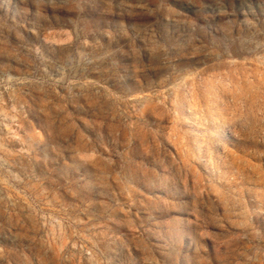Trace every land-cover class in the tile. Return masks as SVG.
<instances>
[{"label":"rangeland","instance_id":"1","mask_svg":"<svg viewBox=\"0 0 264 264\" xmlns=\"http://www.w3.org/2000/svg\"><path fill=\"white\" fill-rule=\"evenodd\" d=\"M0 264H264V0H0Z\"/></svg>","mask_w":264,"mask_h":264}]
</instances>
